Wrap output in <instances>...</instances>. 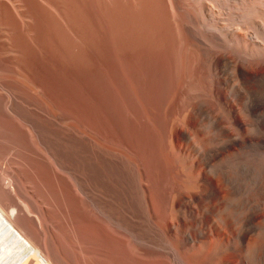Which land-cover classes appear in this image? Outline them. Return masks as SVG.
Wrapping results in <instances>:
<instances>
[{"label": "bare ground", "instance_id": "6f19581e", "mask_svg": "<svg viewBox=\"0 0 264 264\" xmlns=\"http://www.w3.org/2000/svg\"><path fill=\"white\" fill-rule=\"evenodd\" d=\"M262 88L264 0H0V264H264Z\"/></svg>", "mask_w": 264, "mask_h": 264}, {"label": "rangeland", "instance_id": "374dc122", "mask_svg": "<svg viewBox=\"0 0 264 264\" xmlns=\"http://www.w3.org/2000/svg\"><path fill=\"white\" fill-rule=\"evenodd\" d=\"M263 97H264V88H262L260 93L258 95H256V97H255V101H256V103L259 106V108H258V114H259L258 123H259V127H258L257 130H253V131L250 132V135H253V136L259 135V134L264 132V127L260 126V123L262 121H264V103H262V102H264V98ZM258 101H260V102L258 103Z\"/></svg>", "mask_w": 264, "mask_h": 264}]
</instances>
